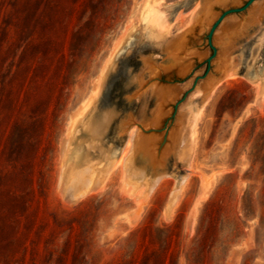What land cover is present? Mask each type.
<instances>
[{"label": "rangeland", "instance_id": "rangeland-1", "mask_svg": "<svg viewBox=\"0 0 264 264\" xmlns=\"http://www.w3.org/2000/svg\"><path fill=\"white\" fill-rule=\"evenodd\" d=\"M200 3L0 0V264H264V0L215 30L213 63L227 59L234 77L204 102L201 81L183 96L206 69L205 34L225 7L199 32V55L171 85L181 101L166 128L187 138L167 156L168 175L150 192L152 172L136 177L140 156L113 164L125 123L150 121L158 104L149 90L129 98L126 82L145 71V58L167 68V39ZM242 22L249 32L218 40ZM86 103L84 120L111 114L95 149L72 121ZM76 167L82 188L72 182Z\"/></svg>", "mask_w": 264, "mask_h": 264}, {"label": "bare ground", "instance_id": "bare-ground-1", "mask_svg": "<svg viewBox=\"0 0 264 264\" xmlns=\"http://www.w3.org/2000/svg\"><path fill=\"white\" fill-rule=\"evenodd\" d=\"M212 1V0H211ZM227 2H234V0H213V3L214 4H221V5H224L225 3ZM155 7V6H154ZM139 8V7H138ZM154 14V8H149L148 9V15L150 16V18L152 19L153 18V15ZM204 16L206 18V22L207 21H210L211 18L214 16V13H212L210 10H209V7L206 8V12L204 13ZM155 17V16H154ZM252 17H254V15H252ZM258 18V17H257ZM157 19V18H156ZM250 20V19H249ZM152 21V20H151ZM155 21V20H154ZM251 21V20H250ZM256 21V20H255ZM223 22V21H222ZM252 22V21H251ZM241 23V22H240ZM249 23V22H248ZM253 23V22H252ZM168 25V24H167ZM237 25V24H236ZM247 25V24H246ZM249 25V24H248ZM235 25H233L234 27ZM240 26V27H239ZM239 26L237 25L236 28H227L226 29V32L224 31V36H222L221 38H219L218 40L222 39V41L224 42L223 45H226V43H229L230 39L232 36L235 37V34L238 35L239 33V29H242L245 27L244 23L242 22V24H239ZM232 27V26H231ZM220 32V30H218ZM218 32V33H219ZM217 34V33H216ZM241 34V33H240ZM223 35V34H221ZM238 37V36H236ZM234 39V38H233ZM221 42V40H220ZM172 43V42H171ZM170 42H168V44L165 45L164 47V50H165V55H167V58H166V63H167V68L169 67H172L174 65H182L183 64V60L184 58L186 57V54L184 53H180V50H181V47H180V43H175V44H171ZM222 43V42H221ZM230 44V43H229ZM162 45V44H161ZM175 45V46H173ZM222 45V44H221ZM228 45V44H227ZM144 61V60H143ZM155 61L156 59L155 58H149V59H146L145 58V71L143 73H141L140 75H138L133 83H131L130 85H128V81L126 82V85H125V88L126 90L131 93L130 97L129 98H132V97H139L140 95H142L144 92H146V90L148 91H151L157 98V101H158V104H157V109L155 110L152 118L150 119V121H148V124L144 125V126H147V125H156L160 119L163 117V115L166 113L163 111V106L164 104L167 102V100H169V98H172V92H171V88L169 87H162L160 85H158L155 81H153V78L157 75L158 73V70H159V67H162V65H159V67H157V65L155 64ZM165 63V64H166ZM160 64V63H159ZM163 64V65H165ZM144 65V64H143ZM106 67V66H104ZM166 68V66H164ZM107 68V67H106ZM104 70V69H102ZM103 73V72H101ZM102 75V74H101ZM129 75V74H128ZM128 75H127V78H128ZM234 77V70L233 68L231 67L230 64H227V69H226V72H225V75L223 77V79H221L218 83H217V86H214L213 88H211L205 98L203 99V102L210 96V94L216 89V87H218V85L220 84V82L222 80H228V79H231ZM99 78V77H98ZM101 78V77H100ZM99 80V79H98ZM99 83V81H97ZM96 82V84H98ZM100 86V85H99ZM96 87V86H95ZM99 91V87L98 89L94 92V96L96 97L97 94H98ZM93 96V98H94ZM93 98L91 99V101L93 100ZM89 100V99H88ZM88 102V101H87ZM91 103V102H90ZM88 104L89 103H86L84 105V108L81 109L82 111L79 110L78 114L76 117H74L72 121H76V124L74 123V125H77V124H81L84 125V129L90 133V136H91V140H90V144H88V147L89 148H93L95 149L96 147V143L94 142L95 138L97 136H99L100 134L103 133V131L105 130V128L107 127L109 121H110V118H111V114L110 112H106L101 118H95L90 115V117L87 118V120H84L82 119L83 118V113L84 111L87 110L88 108ZM81 108V107H79ZM89 109V108H88ZM112 111V110H111ZM88 112V111H87ZM202 112V111H201ZM90 113V111H89ZM91 114V113H90ZM130 116V115H129ZM131 117V116H130ZM131 120V118H130ZM83 121V122H81ZM134 121V120H133ZM132 121V122H133ZM135 123V122H134ZM183 123V122H182ZM80 126V125H79ZM76 128V126H74ZM124 131L126 132L127 134V138H126V141H125V144L123 146V149L121 150V155L120 157L115 161L113 162L114 164V167H117L118 165L117 164H120V165H123V161H126V163H128V165L130 166H133L134 164V160H136V156H140L142 159L140 162H142V166L140 168H137L136 169V177L139 178L141 181L144 180L145 178V174L147 171H151L152 174H151V177L149 180V191L153 189V187L164 177V176H167L168 173L166 171V161H167V156L168 155H175L176 152L178 151L177 148L178 146H181V144L184 142V140L187 138L185 136V134L182 135V137L184 136L185 139L184 140H179L180 138H173V141L171 143H167L162 151V155L157 156L156 155V151H155V142L157 141L158 139V136L151 133V134H143L140 129L137 127L136 123L135 125L132 124V123H125L124 127H123ZM76 131V130H75ZM122 130V132H124ZM194 134V126H193V132L191 134V136ZM172 133L169 135V137H171ZM178 136V135H177ZM174 137V136H173ZM90 139V137H89ZM182 139V138H181ZM192 139V137H191ZM182 142V143H181ZM85 145V144H84ZM98 146V145H97ZM100 146V145H99ZM182 147V146H181ZM180 147V148H181ZM100 150H102L101 148H99ZM99 150V153H101ZM177 150V151H176ZM133 152V155L129 157L130 153ZM181 152V150H180ZM105 153V152H104ZM102 153V154H104ZM179 153V152H178ZM85 160H88V154L87 152L85 153L84 157ZM101 160V159H100ZM187 160V159H186ZM95 161V163H93ZM92 161V163L98 167V165H96V163L98 164V162H96V160ZM190 161V160H189ZM188 161V162H189ZM102 163V162H100ZM124 163V164H126ZM85 164V163H84ZM89 164V163H88ZM91 164V163H90ZM110 164V163H109ZM92 165V166H94ZM117 165V166H116ZM127 165V164H126ZM76 166V165H75ZM188 166V165H187ZM113 167V166H112ZM128 166H126L127 168ZM75 168V167H74ZM84 167H82L81 169H83ZM129 168V167H128ZM127 168V169H128ZM131 168V167H130ZM79 169V170H81ZM91 169V166L90 165H87L84 169H83V172H88L90 171ZM110 169V168H109ZM94 170V169H93ZM114 170V168H113ZM76 172L73 174L74 175V181H76L77 183V186L79 185L80 188H82L80 186V182L79 180L81 179L80 178V172L82 171H77V167H76ZM92 171V170H91ZM97 171V170H96ZM95 171V172H96ZM98 171H100V169H98ZM97 171V173H98ZM88 174V173H87ZM93 174V173H92ZM109 173H107V176H108ZM82 175V174H81ZM84 176V175H82ZM81 176V177H82ZM88 176V175H87ZM92 176V175H91ZM90 176V177H91ZM89 177V176H88ZM94 177V176H92ZM86 178V177H85ZM84 178V179H85ZM185 175L183 176L182 178V181L183 182L185 180ZM90 179V178H89ZM91 179H94V178H91ZM138 179V180H139ZM69 180H72V179H69ZM85 180H88V179H85ZM84 181V180H82ZM71 182V183H72ZM79 182V183H78ZM88 182V181H87ZM89 182H91L89 180ZM93 182V181H92ZM91 182V183H92ZM180 182V183H181ZM70 183V182H69ZM84 184V183H82ZM90 184V183H89ZM135 184V182H134ZM183 184V183H182ZM85 185H88L87 184H84L83 188H85L86 186ZM133 185V184H132ZM141 185V184H140ZM143 185V184H142ZM147 185V186H148ZM181 185V184H179ZM75 186V187H77ZM92 186V185H91ZM134 186V185H133ZM136 186V184H135ZM146 186V185H145ZM78 187V188H79ZM140 187V186H139ZM77 188V189H78ZM92 188V187H91ZM90 188V190H91ZM74 189V188H73ZM75 188V190H77ZM145 189V188H144ZM147 189V188H146ZM72 190V189H71ZM84 190V189H83ZM139 190V189H138ZM136 190L137 192H139V195H140V192L142 191H138ZM179 190V189H177ZM86 191V190H84ZM89 191V189L87 190ZM145 191V190H144ZM83 192V191H81ZM143 192V191H142ZM141 192V193H142ZM147 192V190L145 191ZM151 192V191H150ZM75 193V192H74ZM148 193V192H147ZM144 194V193H143ZM142 194V195H143ZM73 195V193H72ZM72 195L70 194V196L72 197ZM76 195V194H74ZM148 195V194H147ZM146 195V196H147ZM145 196V199L147 198ZM172 196H173V193H172ZM171 196V197H172ZM177 196V195H176ZM175 196V198H176ZM74 197V196H73ZM136 197V196H135ZM70 198V197H69ZM75 198V197H74ZM78 198V196H77ZM144 198V197H143ZM72 199V198H70ZM69 199V200H70ZM76 199V198H75ZM173 200V199H172ZM176 200V199H174ZM141 201V200H140ZM143 201V200H142ZM171 204H173L171 202Z\"/></svg>", "mask_w": 264, "mask_h": 264}, {"label": "water", "instance_id": "water-1", "mask_svg": "<svg viewBox=\"0 0 264 264\" xmlns=\"http://www.w3.org/2000/svg\"><path fill=\"white\" fill-rule=\"evenodd\" d=\"M257 0H245V2L237 7H229L232 3L239 2V0H234V2H227L224 5H219V4H214L213 0H201L200 7L197 9L193 21L191 24L185 28L183 31H181L179 34H177L174 37H171L167 39V42L165 43L168 44V42H172L171 44L175 43H180V53L186 54V57L183 60L182 65H174L172 67L166 68L165 70L159 69L157 75L153 78V81H155L158 85L162 87H169L171 88V85H174L176 83H179L182 81V76L188 71L192 65V62L194 60V55L197 56L199 55V48L201 44L199 43V40L201 38L200 36V31L203 29L206 25V18L204 16V13L206 12V8L209 7V10L212 13L215 12V6L218 7H225L213 20L211 23L207 33L205 34V41L208 45V47L211 49V54L206 57L205 59V64H206V69L202 75H198L194 77L193 85L190 90L184 93L183 98L189 93V91L193 90L197 83L199 81L202 82L201 89H202V95H201V102H203V99L205 98L207 92L213 88L214 86H217V83L223 79L226 69H227V64H229L227 59H222L218 60L217 62L213 63L214 58L217 55V48L213 45L212 43V38L215 30L219 26V24L223 21L225 17H227L230 14L234 13H240L247 11L254 2ZM264 6V5H263ZM251 17V16H250ZM248 17V18H250ZM244 20L243 22H246L248 20ZM239 25V23H238ZM240 27V26H239ZM250 29L249 27H245L242 29H239V33H244V32H249ZM175 46V45H173ZM114 75V72L109 70L106 73V78H105V83L108 82ZM126 90V89H125ZM127 91V90H126ZM172 92V98H169L167 102L163 106V111L166 112L163 117L160 119V121L156 125H147L148 122H140L136 123L137 127L140 129V131L143 134H155L158 136L157 141L154 143L155 144V151L156 155L160 157L162 155V151L167 143H171L173 141V136L174 132H169L167 130V120L168 114H169V109L177 108V105L181 100H177L175 103L173 101L175 100L176 93L174 92V89L171 88ZM182 98V99H183ZM157 99V98H156ZM172 133L171 137L169 135Z\"/></svg>", "mask_w": 264, "mask_h": 264}, {"label": "crops", "instance_id": "crops-1", "mask_svg": "<svg viewBox=\"0 0 264 264\" xmlns=\"http://www.w3.org/2000/svg\"><path fill=\"white\" fill-rule=\"evenodd\" d=\"M258 1V0H257ZM255 3V2H254Z\"/></svg>", "mask_w": 264, "mask_h": 264}]
</instances>
